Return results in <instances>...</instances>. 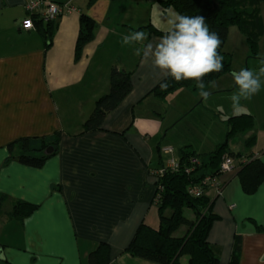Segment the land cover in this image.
Listing matches in <instances>:
<instances>
[{
    "label": "crops",
    "instance_id": "1",
    "mask_svg": "<svg viewBox=\"0 0 264 264\" xmlns=\"http://www.w3.org/2000/svg\"><path fill=\"white\" fill-rule=\"evenodd\" d=\"M26 1L0 0V264H88L89 253L100 243L109 247L107 264H158L125 252L141 223L153 228L159 223L150 170L166 163L168 146L175 159L183 149L211 153L226 138L227 118L241 113L254 118V109L242 104L238 110L221 109L215 94L233 86L232 78L206 85L213 104L197 88L178 89L165 99L151 93L162 73L134 54L141 45L121 41L133 31L148 33L145 43L158 39L150 28L162 31L168 10L175 11L163 0H53L73 9L50 24L36 22L34 29L24 30ZM82 14L94 22V36L75 58ZM48 25L49 39L42 32ZM112 66L131 72L132 88L100 129L84 131L95 100L109 90ZM164 102L172 109L155 110ZM199 104L206 112L220 109L226 130L203 135L183 127L180 136L168 137L173 123L190 114L192 126L204 125L198 114L192 116ZM256 129L253 125L240 134L241 147L227 140L228 152L240 154L238 164L218 177L219 194L207 192L218 216L207 241L218 264H228L236 237L241 241L238 264H264V181L246 193L238 177L249 153L264 162V127ZM54 133L57 148L40 167L20 163L14 141L50 140ZM251 135L255 143L246 152L244 142ZM16 201L36 209L20 220L9 217ZM184 231L181 227L176 233Z\"/></svg>",
    "mask_w": 264,
    "mask_h": 264
},
{
    "label": "trees",
    "instance_id": "2",
    "mask_svg": "<svg viewBox=\"0 0 264 264\" xmlns=\"http://www.w3.org/2000/svg\"><path fill=\"white\" fill-rule=\"evenodd\" d=\"M262 3H264V0L162 1L164 7L171 6L182 15L203 16L210 30L220 36L219 53L223 56L224 67L221 72L205 76V86L209 85L210 81H214L231 70L229 54L222 50L229 25L235 24L242 31L247 30L252 24L259 34V21H261L259 5ZM33 21L34 24L36 22L41 23L36 18ZM94 26V22L89 17L85 14L81 15L75 44V58L79 57L84 45L93 38ZM150 30L155 35H162V31L154 27ZM42 32L44 37L49 39L52 34L50 25L43 28ZM251 43H253L252 47H255L256 42L251 40ZM130 75V71L118 69L116 66L111 67L108 77L109 90L95 100L90 115L83 123L84 131L100 129L104 117L114 110L130 92L132 88ZM163 82H165L164 79L156 84L151 91L154 96L160 99H165L178 89H196V83L192 80L176 82L168 77L166 80L167 87L162 89L160 85ZM227 125L228 131L224 142L220 143L211 153L200 155L183 149L180 158L177 159V170L166 169L158 178L157 182L154 183L155 186L159 185L161 187L156 192L158 200L155 202L159 218L158 226L153 228L141 223L126 246L125 252L158 264H181L180 258L184 255L187 257L185 264H218L219 258L207 241L211 225L218 219V216L211 210L212 203L207 196L208 188L202 185V181L205 177L220 175V163L224 154L234 158L240 156V154L228 152L227 140L236 134H244L250 131L253 128L254 119L248 113H241L229 116ZM56 134L54 133L55 136L50 140L46 138L35 141L30 138H21L14 141L13 143L18 144L20 148L18 154L20 163L40 167L57 148L58 136ZM13 143L10 145H13ZM254 143L255 135H251L245 140L244 148L246 152L250 151ZM49 146L53 150L51 153L46 154L45 150ZM249 154L247 156L251 158L242 164L238 171L242 189L246 193H252L264 181V162ZM193 159L197 160L198 163H193ZM162 166L164 164L160 167ZM186 169L191 171L186 172ZM197 186L201 188V193L194 195L190 190ZM35 209L36 205L34 204L16 201L9 217L20 220L30 215ZM185 211L191 212L192 216L186 215ZM181 227H184L185 231L182 234H177L176 232ZM240 244V237H236L228 264H238ZM109 259L108 245L100 243L89 253L88 264H107Z\"/></svg>",
    "mask_w": 264,
    "mask_h": 264
},
{
    "label": "clouds",
    "instance_id": "3",
    "mask_svg": "<svg viewBox=\"0 0 264 264\" xmlns=\"http://www.w3.org/2000/svg\"><path fill=\"white\" fill-rule=\"evenodd\" d=\"M167 26L162 35L155 41L149 40L148 33L133 31L122 37L123 45L139 44L134 54L143 62H151L154 69L162 73L165 82L161 88L167 87V78L176 82L192 80L196 83L200 96L207 100L210 93L206 90L204 77L223 70V56L219 53L221 38L210 30L203 16L182 15L168 10L164 17ZM258 70L240 68L232 71L235 91L230 99L232 108L238 110L242 100H251L264 86V57L260 59ZM213 87L215 81L209 82Z\"/></svg>",
    "mask_w": 264,
    "mask_h": 264
},
{
    "label": "rangeland",
    "instance_id": "4",
    "mask_svg": "<svg viewBox=\"0 0 264 264\" xmlns=\"http://www.w3.org/2000/svg\"><path fill=\"white\" fill-rule=\"evenodd\" d=\"M259 15L261 18V21H259L260 22L259 34L256 32V27L252 24L247 30H242L245 33L240 31L235 24L229 25L227 38L222 48V50L225 53L229 54V57L231 59L230 72L224 73L221 76V78H224V80L226 78L225 81L231 80L232 71H238L240 68H249L253 70H258L259 67L261 66L260 59L264 57V3L259 5ZM255 35L257 38L254 37ZM251 40L256 42L255 47H252L253 43H251ZM216 80H218V78L215 79L214 81L216 82ZM262 80H264V78H262ZM234 91H235V86L233 85L228 90L225 89L224 91H221L219 94L218 93L215 94L219 96L217 97V102L221 106V109L223 111H226L227 109L231 111L232 102H231L230 97ZM208 98H211L209 102L213 104V100H214L213 95L209 96ZM168 104L169 103L164 102L161 105L162 107H160V105L158 104L159 106H157L158 108H155V110L159 109L161 113H164V109L166 107L171 108V109L173 107V104L169 106ZM241 104L244 106V108L254 109V112H255V116L253 118L254 123H255L254 128L255 129L257 128L256 130H258V128L260 129V127H264V86H262L260 92L256 94L255 96H253L251 100H242ZM204 108L205 106L203 104L197 105L198 110L196 109V111H194L192 115V116H195L196 114H198V119H202L201 122L204 125L195 126V127L192 126V124L190 123H192V121L194 120L190 114L188 118L184 120L182 123H180L179 125L177 123H173V130L170 133L168 132L167 136L169 137V134L174 135L175 137L180 136L182 132H179V128L183 129V127H187L192 133L195 132L197 134H203V135L209 134L210 130H212L211 132L213 134L220 132V130L222 129L223 131H225L227 127L226 126V116L223 117L221 110L211 109L209 110L210 112H206ZM70 110L75 116H77L76 108L73 107V108H70ZM201 115H205V116H201ZM201 122H198V123L201 124ZM230 139L231 140H229V142L234 140L236 144L235 143L233 144L239 145V147H241L242 136L240 134H236L232 136ZM170 147L172 148L173 146H170ZM172 150H173L172 155H174L175 154L174 149L172 148ZM156 191H157V188L155 186L154 197H156ZM154 197H153L152 203L156 206L155 204L156 198ZM185 214L188 215L186 211H185ZM186 259L187 257L185 255L182 256L180 258L181 264H184Z\"/></svg>",
    "mask_w": 264,
    "mask_h": 264
},
{
    "label": "built area",
    "instance_id": "5",
    "mask_svg": "<svg viewBox=\"0 0 264 264\" xmlns=\"http://www.w3.org/2000/svg\"><path fill=\"white\" fill-rule=\"evenodd\" d=\"M72 9L73 8L68 3H57L53 0H27L25 3V11L27 13V17L21 22V27L24 30H32L35 28L33 21L34 18L40 20L43 23H49L54 21L63 12L68 13L71 12ZM164 151L165 153L169 154V158L164 164V166L150 170V175L153 176L155 182H157L158 178L164 173L166 169L177 170L178 168V161L172 156V148L166 147L164 148ZM192 162L198 163V161L195 159H193ZM237 164V159L228 154H224L220 163L219 173L222 174L224 172H228L235 168ZM189 171L191 170L186 169V172ZM219 176L220 175L213 177H205L202 181V185L207 187L208 190H216V192L219 194L221 191V184L218 182ZM156 188L157 191L161 189L159 185H156ZM190 192L194 195H199L201 193V188L199 186L191 188ZM154 198L158 200L157 195Z\"/></svg>",
    "mask_w": 264,
    "mask_h": 264
},
{
    "label": "water",
    "instance_id": "6",
    "mask_svg": "<svg viewBox=\"0 0 264 264\" xmlns=\"http://www.w3.org/2000/svg\"><path fill=\"white\" fill-rule=\"evenodd\" d=\"M52 150H53V148L51 146H49V147L46 148L45 153L49 154V153L52 152Z\"/></svg>",
    "mask_w": 264,
    "mask_h": 264
}]
</instances>
